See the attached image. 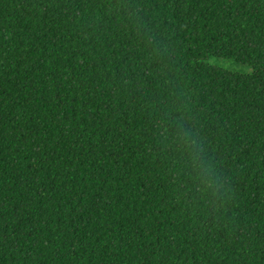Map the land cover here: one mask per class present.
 Segmentation results:
<instances>
[{
	"label": "trees",
	"instance_id": "1",
	"mask_svg": "<svg viewBox=\"0 0 264 264\" xmlns=\"http://www.w3.org/2000/svg\"><path fill=\"white\" fill-rule=\"evenodd\" d=\"M0 264H264V0H0Z\"/></svg>",
	"mask_w": 264,
	"mask_h": 264
},
{
	"label": "clouds",
	"instance_id": "2",
	"mask_svg": "<svg viewBox=\"0 0 264 264\" xmlns=\"http://www.w3.org/2000/svg\"><path fill=\"white\" fill-rule=\"evenodd\" d=\"M190 156L192 158L190 167H193L194 177L197 178L198 183L203 186L202 190L211 194L215 191V186L217 184L216 177L210 169L203 164L197 147L193 146L191 148Z\"/></svg>",
	"mask_w": 264,
	"mask_h": 264
},
{
	"label": "rangeland",
	"instance_id": "3",
	"mask_svg": "<svg viewBox=\"0 0 264 264\" xmlns=\"http://www.w3.org/2000/svg\"><path fill=\"white\" fill-rule=\"evenodd\" d=\"M212 62L216 65L222 66L227 69L240 71V72H251V66L249 64L240 63L232 59L223 57L213 58Z\"/></svg>",
	"mask_w": 264,
	"mask_h": 264
}]
</instances>
